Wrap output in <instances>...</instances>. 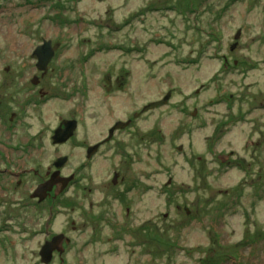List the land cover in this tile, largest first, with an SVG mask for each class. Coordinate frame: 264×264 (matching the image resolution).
Wrapping results in <instances>:
<instances>
[{
  "label": "rangeland",
  "instance_id": "obj_1",
  "mask_svg": "<svg viewBox=\"0 0 264 264\" xmlns=\"http://www.w3.org/2000/svg\"><path fill=\"white\" fill-rule=\"evenodd\" d=\"M43 38L61 42L57 57L69 61L47 79L57 96L33 104L21 82L2 84L5 66L30 59ZM106 72L118 79L110 91ZM168 90L112 153L82 168L81 203L72 209L66 196L54 211L53 229L70 218L78 226L63 264H200L209 254L204 264H264V0H0V94L21 117L11 133L0 126V140L43 148L41 158L0 157V167L43 169L57 149L71 154L70 172L85 143ZM67 114L81 119L76 142L54 147ZM118 163L125 180L111 194ZM20 191L0 188V264H43L47 214Z\"/></svg>",
  "mask_w": 264,
  "mask_h": 264
},
{
  "label": "flooded vegetation",
  "instance_id": "obj_2",
  "mask_svg": "<svg viewBox=\"0 0 264 264\" xmlns=\"http://www.w3.org/2000/svg\"><path fill=\"white\" fill-rule=\"evenodd\" d=\"M44 39L45 38H43L41 42L37 43L33 47L30 53V59L22 60V62L19 65H15L10 62L5 66V71L7 74L4 75L5 80L3 81L2 85L5 87L6 86L5 82H7L8 80L10 81L16 80L17 82L18 81L21 82L23 86H25L24 94L31 99L33 104H37V96L42 98L57 96L55 95L56 93H54L55 91L50 89V85L47 79L54 72H56V74L59 77H62V74H64L66 69L61 68L60 67L61 65L58 62L69 61L68 58L57 57V55L59 54L58 52L61 46V42L52 41L50 39L51 46H53L55 43H58V46L53 50L52 56L49 58V60H47L43 68H39L38 59L32 57V53L36 46L43 43ZM224 62H228L226 57L224 58ZM63 65L66 66L64 63ZM106 74H109L110 83H107L104 79L106 83L105 88L107 91H110L111 89L117 86L116 84L118 79L117 77H115L114 80H112L110 72H106L103 78L105 77ZM58 80H60V78ZM140 110L133 112L132 115L130 117H127L126 119H121V120L130 119L129 123L124 127H117L112 129L111 131V128L114 126L115 122L119 120V119H115L110 125L107 126L106 133L102 134L99 139L90 143H85L83 145L84 156L82 161H80L79 164L75 166L70 172H65L64 170L70 161L71 154L64 152L57 153L58 152L57 149H54V153L52 155L53 157L51 159L50 164L43 169L35 165L28 166L20 161L16 162L19 164L18 166L14 164V167H12V164H9V162L5 161V165H3V167H0V175L1 177H4V179L6 180L4 184L8 185L9 188V183L14 182L16 188L21 189L20 191L21 198L28 199V203H30V206L32 207L33 210L35 209L38 210L44 216H46L47 214V219L45 224L44 225L40 224L39 227L40 229H38V233H40L43 237V243L41 244L39 250L41 249L43 244L51 240L53 236L57 234L64 235L61 242L58 243L57 246L53 249L51 259L49 260V262L45 263L41 261V257L38 250V255L41 263L51 264L54 262L55 258H58L60 260V264H63L64 262L63 255L67 252L68 248L73 245L74 232L78 230V226L76 224V220L74 218H70V220H67L66 223L69 224L68 229H66L65 226L61 227L60 229H53L51 223L53 221L52 217L55 215L54 211L58 210L59 204L62 203L63 199L66 196L68 198V203H72V207L70 206V208L72 209L75 208L76 204L79 205L81 203L78 200L76 191L84 189L85 187L81 188L76 184L80 180V177L83 176L81 175L82 168H85L87 165H89V163L92 162V160L96 157V155H98L102 150L111 148V153H112L120 145V143L118 142V136L121 134V132L132 127L134 123L133 119L138 118L140 115L144 114L149 109L142 112H140ZM135 113H139L138 116H134ZM16 114L20 115L19 113H16L15 111L12 110V107L9 104H7L5 98L2 96V94H0V126L3 127L1 131L4 134L11 133V129L16 127L17 123L21 121V117L18 118V115ZM70 120H74L73 128H71L69 125ZM80 124H81V119L77 118L72 114L60 115L58 117L56 125L52 129V133L50 134L49 137L50 144L55 147V146L72 144L74 141L76 142V135ZM59 125H61L62 128H65V133H67V136L62 141H54L53 136ZM83 141L84 139H81L80 141H78V144L80 145V142ZM32 142L33 141H30L29 138L26 139L21 138L19 144L12 145L5 139L0 140V157L3 156L10 157L11 155L14 157L28 155V152L31 151V150L29 151V149L32 150L36 149L35 155L41 158L42 153H37V151L43 149L42 146ZM16 160L17 158L15 159V161ZM55 162H57L58 164ZM117 166L115 167L113 166L111 173L106 177V180L112 183L113 185V187L109 189V192L111 194L117 191L115 189V186H117L119 183H120L119 185L123 184L125 180L122 170L119 167V163L117 164ZM52 175L55 180L53 184L50 186V188L42 190L38 196H33V193L37 188V186L50 179ZM30 177L31 179L35 180V183L27 186ZM66 177L68 178L67 181L63 179ZM6 185L4 186L1 185L0 188L4 189ZM86 189L88 191L91 190L90 187ZM123 189L124 187L121 188V191ZM23 192H27L28 196L22 194ZM80 192L82 193V191ZM118 198L120 201L122 200L121 196H118ZM105 199L108 198L105 196V191H104L103 195L97 200L102 201ZM129 212H130L129 208H126V213L129 214ZM209 255L201 258L200 264H204L205 261L208 259Z\"/></svg>",
  "mask_w": 264,
  "mask_h": 264
},
{
  "label": "water",
  "instance_id": "obj_3",
  "mask_svg": "<svg viewBox=\"0 0 264 264\" xmlns=\"http://www.w3.org/2000/svg\"><path fill=\"white\" fill-rule=\"evenodd\" d=\"M239 34H240V29H237V31L234 34V37L237 39L239 37ZM236 45H237V41L233 42L231 44L230 48L233 49ZM57 46H58V43H55L53 46H51V40L50 39H44L42 44H40L34 48V51L32 53V57L38 59V67L39 68H43V66L46 64L47 60H49V58L52 56L53 50ZM104 79L107 83H110L109 74H106ZM169 96H170V90H168L162 98L148 102L146 105H144L142 107L140 112L145 111L147 109H151L155 106H158V105L165 103L168 100ZM138 114L139 113H135L134 116H138ZM73 121L74 120L69 121V125L71 128H73V126H74ZM129 121H130V119H128V120H121V119L117 120L115 122L114 126L111 128V131H112V129L117 128V127H124L125 125H127L129 123ZM61 125H59V127L55 131V134L53 136L54 141H62L67 136V133H65V128H62ZM62 134H64V135H62ZM57 162H55V163H57ZM63 179H65L66 181L68 180L67 177L63 178ZM54 180L55 179L52 175V177L50 179H48L44 183L39 184L37 186V188L35 189L33 196H38L42 190L50 188V186L53 184ZM63 237H64L63 234H57V235L53 236L51 240H49L43 244V246L39 250V254H40L42 262H45V263L49 262V260L51 259L53 249L57 246L58 243L61 242Z\"/></svg>",
  "mask_w": 264,
  "mask_h": 264
},
{
  "label": "trees",
  "instance_id": "obj_4",
  "mask_svg": "<svg viewBox=\"0 0 264 264\" xmlns=\"http://www.w3.org/2000/svg\"><path fill=\"white\" fill-rule=\"evenodd\" d=\"M157 240H158L157 242H162L164 239L159 238Z\"/></svg>",
  "mask_w": 264,
  "mask_h": 264
},
{
  "label": "bare ground",
  "instance_id": "obj_5",
  "mask_svg": "<svg viewBox=\"0 0 264 264\" xmlns=\"http://www.w3.org/2000/svg\"><path fill=\"white\" fill-rule=\"evenodd\" d=\"M8 33H10V30H8Z\"/></svg>",
  "mask_w": 264,
  "mask_h": 264
}]
</instances>
